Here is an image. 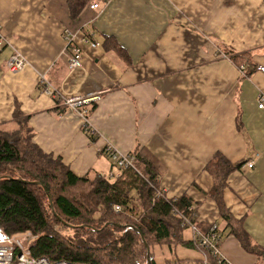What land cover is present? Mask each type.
<instances>
[{
	"label": "crops",
	"instance_id": "crops-1",
	"mask_svg": "<svg viewBox=\"0 0 264 264\" xmlns=\"http://www.w3.org/2000/svg\"><path fill=\"white\" fill-rule=\"evenodd\" d=\"M70 1L0 0V125H12L18 108L35 143L79 177L99 174L110 161L108 144L121 154L146 150L163 167L159 187L168 198L188 196L203 231L219 226L228 264H264V255L245 249L221 221L208 167L217 156L242 163L228 175L223 200L264 250V110L257 100L264 90V0H86L77 15ZM67 30L83 51L82 68L73 72ZM223 47L250 54L256 70L242 76L218 53ZM16 52L28 64L11 73L5 66ZM79 98L90 103L74 109L65 102ZM92 104L88 134L79 111ZM186 231L183 243L193 244ZM189 249L192 255L184 252L175 264H202V253Z\"/></svg>",
	"mask_w": 264,
	"mask_h": 264
},
{
	"label": "trees",
	"instance_id": "trees-1",
	"mask_svg": "<svg viewBox=\"0 0 264 264\" xmlns=\"http://www.w3.org/2000/svg\"><path fill=\"white\" fill-rule=\"evenodd\" d=\"M85 1H70L73 15ZM232 58L238 66L245 64L248 74L256 70L250 54ZM91 106L87 114L96 107ZM13 118L12 125H0V227L9 236L31 233L29 245L35 257L77 264H149V247L150 263L156 264L151 247L184 240L187 228L173 209L186 212L195 205L186 195L170 199L157 195L151 185L159 188L163 167L146 150L138 148L132 153L142 176L126 169L117 181L95 173L79 177L61 158L47 154L35 143L29 117L17 108ZM208 167L215 181L210 196L220 210L221 221L245 249L264 255L223 200L228 175L242 163L231 164L217 156ZM63 226L71 227L72 234L53 233ZM209 262L217 264L213 259Z\"/></svg>",
	"mask_w": 264,
	"mask_h": 264
},
{
	"label": "built area",
	"instance_id": "built-area-1",
	"mask_svg": "<svg viewBox=\"0 0 264 264\" xmlns=\"http://www.w3.org/2000/svg\"><path fill=\"white\" fill-rule=\"evenodd\" d=\"M98 7L99 4L91 5V9H97ZM77 37L76 34H73L69 30L65 32L66 50L68 54L67 67L70 72L82 68L83 51L77 44ZM5 43L6 38L3 35V27L0 25V52ZM91 46L96 47L97 44L92 43ZM219 51L220 49H218V53ZM222 55L225 57L224 54ZM225 59L230 58L226 55ZM27 64L25 57L21 53L16 52V54L6 62L5 67L8 72L18 73L21 72ZM259 71H264V68L261 67ZM239 72H241L242 76H246L245 67H241ZM47 92L50 93V90H47ZM99 100L100 97L95 96L92 101L96 103ZM257 100L259 109H264V90L259 93ZM65 102L72 108L77 109L83 105L89 104L90 100L83 98L76 100L66 99ZM80 114L85 117L86 111H81ZM104 152L107 153L106 155L117 167L115 166L116 170L112 169L106 176L100 174L101 177L117 181L121 178L123 170L126 169L135 170L142 176L136 168V158L133 154H121L110 144L106 146ZM248 166L252 168L254 165L250 163ZM151 186L156 190L158 196L169 199L164 189L156 188L154 185ZM115 210L120 211V208L115 206ZM173 213L180 217L183 226L186 227L187 230H191L194 246L203 255L202 264H210V259H213L217 264H228L220 251L222 235L218 225L213 224L208 231H203L198 226L199 215L198 209L195 206L189 207L186 212L174 208ZM32 240L33 236L31 233L9 236L0 227V264H77L66 260L52 261L48 257H35L29 245Z\"/></svg>",
	"mask_w": 264,
	"mask_h": 264
},
{
	"label": "rangeland",
	"instance_id": "rangeland-1",
	"mask_svg": "<svg viewBox=\"0 0 264 264\" xmlns=\"http://www.w3.org/2000/svg\"><path fill=\"white\" fill-rule=\"evenodd\" d=\"M219 54H220L221 57H223L222 54H224L225 57H226V55L229 56L230 60H232V62L234 63L233 58H232L233 55L231 53H228V51L225 50L224 47L223 48H220ZM225 57H223V58L225 59ZM236 67L239 69V71H240V68L241 67H245L246 76H244V77H247L249 75L248 72H247V66L245 64L244 65H241V66L236 65ZM260 69H261V67L258 68V71ZM262 110H264V109H262ZM79 113H80V111H79ZM87 116H88V114L86 112L85 117L87 118ZM86 123H87V120L85 119V123L83 125L84 128H85V130H90L89 129V124L88 123L86 124ZM90 134H92V131L91 130H90ZM105 148H104V150H105ZM104 153L107 154L106 152H104ZM110 161H107L106 160V162L103 163L104 166H101L100 167V170L98 171L99 174H102V175L106 176V175L109 174V172L112 169H115V166L116 165L113 163V161H111L112 167L110 168ZM249 164L250 163H247L246 165L248 166ZM135 165H136V162H135ZM253 165H254V163H253ZM136 168L138 169L137 166H136ZM138 171H139V169H138ZM135 172H137V171H135ZM84 195L85 194H80V197H83ZM69 228H71V227H69V226H68V228L66 226L64 228H60L59 227V228L56 229L57 231H53V233H56L57 232L58 234H61L62 232L63 233H70L71 232V234H72V230L69 229ZM188 231L191 232V230H188ZM184 234H185V237H186V235L188 234L187 231ZM171 248H172V250H171ZM189 248H190V245L188 246L187 244H185L183 242H180V241H176L175 244L170 243L169 241H166V242L158 243V244L154 245L153 247H151L150 248V252L152 253V256H153L156 264H175L176 261H179V262L182 263V261H180L179 258H182L183 257L182 255H183L184 252H188V253H191L192 252V251H190ZM194 251H197V250L194 249ZM191 255H192V253H191Z\"/></svg>",
	"mask_w": 264,
	"mask_h": 264
},
{
	"label": "water",
	"instance_id": "water-1",
	"mask_svg": "<svg viewBox=\"0 0 264 264\" xmlns=\"http://www.w3.org/2000/svg\"><path fill=\"white\" fill-rule=\"evenodd\" d=\"M52 204V203H51ZM147 246V245H146ZM148 247V246H147ZM148 262H149V264H151L150 263V259H149V247H148Z\"/></svg>",
	"mask_w": 264,
	"mask_h": 264
}]
</instances>
